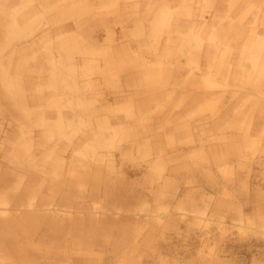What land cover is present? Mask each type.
Wrapping results in <instances>:
<instances>
[{
	"label": "crops",
	"instance_id": "crops-1",
	"mask_svg": "<svg viewBox=\"0 0 264 264\" xmlns=\"http://www.w3.org/2000/svg\"><path fill=\"white\" fill-rule=\"evenodd\" d=\"M6 9L0 264H146L124 231L106 234L101 199L116 208L139 180L196 187L167 174L185 166L206 167L216 211L264 236V0H0V26ZM113 159L144 172L118 175ZM77 183L71 242L63 199Z\"/></svg>",
	"mask_w": 264,
	"mask_h": 264
},
{
	"label": "rangeland",
	"instance_id": "rangeland-1",
	"mask_svg": "<svg viewBox=\"0 0 264 264\" xmlns=\"http://www.w3.org/2000/svg\"><path fill=\"white\" fill-rule=\"evenodd\" d=\"M8 12L9 9H6L5 14L1 13L0 30L7 24L5 20L8 19ZM24 24L30 27V22ZM22 28L26 27L23 25ZM44 28L47 26L41 22L35 30ZM19 36L16 38L18 39ZM15 40L12 38L3 54L8 56L7 53H9L14 56ZM20 40H30V36L22 37ZM0 160H5L3 154L0 155ZM113 160L117 162L113 169L118 175L133 173L138 176L144 172L145 167H127L120 165V159ZM205 168L204 166H185L167 173L169 175L175 173L179 178L195 176L200 180L196 182V187L193 183L182 180L177 183H168L167 188L165 187L166 189L159 193L158 185L160 187L161 183L139 180L135 182L133 188L129 189L130 197L124 196L127 193L126 188L121 189L123 193H119L117 201L119 206L116 208L110 207L109 198L103 197L101 212L95 216L99 218V223H106L108 228L105 231L106 234L120 237L119 231H124L125 236H128L129 246L125 245L121 248H134L135 254L141 257L147 255L146 264H212L213 261L214 264H221L218 259L222 256L229 258V264H264V236L248 233L244 229L245 225L236 220L232 221L230 215L225 216V208L222 206L219 205V210L216 211L218 199L205 196L206 193L217 189L216 185L201 176L205 174ZM248 168L250 172L252 170L251 176L254 177L257 176L261 166L247 167L246 170ZM215 170H217L216 167ZM82 184L77 183L74 188L72 185L69 196L63 199L71 208L64 219V227L69 231L67 238L71 242H74V238L82 236L81 231L77 232L75 229L78 220L84 222V215L74 214L72 209L77 206L80 210L81 205H84L81 204L86 199L81 193L84 188ZM121 184V182H106L110 192ZM233 188L237 186L234 185ZM126 204L130 206L129 210L125 209ZM126 223L132 230L125 229ZM150 242L151 244L148 245ZM163 259L165 260L162 261Z\"/></svg>",
	"mask_w": 264,
	"mask_h": 264
}]
</instances>
